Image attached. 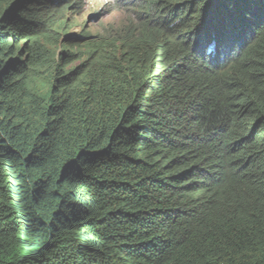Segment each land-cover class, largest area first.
<instances>
[{
    "label": "trees",
    "instance_id": "1",
    "mask_svg": "<svg viewBox=\"0 0 264 264\" xmlns=\"http://www.w3.org/2000/svg\"><path fill=\"white\" fill-rule=\"evenodd\" d=\"M123 3L0 4V264H264V0Z\"/></svg>",
    "mask_w": 264,
    "mask_h": 264
},
{
    "label": "rangeland",
    "instance_id": "2",
    "mask_svg": "<svg viewBox=\"0 0 264 264\" xmlns=\"http://www.w3.org/2000/svg\"><path fill=\"white\" fill-rule=\"evenodd\" d=\"M4 0H0V4L3 2ZM94 4L89 6L86 10H78L76 13H70V17L73 18V23L70 26V29L68 32L74 33L75 35L80 34V35H89L90 38L94 41L99 40L100 36H101V32L103 33L102 35L107 34L106 32L108 31V29H104L102 26V23H100L99 25L97 24V20L94 19V17L97 15V13H93L98 11V9H100L99 11H102L103 8H101V6H106L104 9H106L107 7L111 6L112 4H114V2H112L111 0H94L93 1ZM120 2H124L123 1H119ZM106 14L105 16L102 18V22H108L109 24H114L116 26H118L121 23H130V22H136L138 23L137 17H134L133 13L136 14V10H133L131 8H129L128 6H120L118 5V7H116V4L113 5V7L111 8H107L106 10ZM101 22V21H100ZM51 37L53 35H50ZM62 44L66 45L68 43H66V39H65V34L62 33L61 35V39H58V41H52L51 40V44H48V47L50 49H55V46L60 47ZM18 49L21 52H25V53H30L32 46L31 44L26 40V42L19 44L18 45ZM60 51L61 48L57 50V52H54V56H55V60L56 58H58L60 56ZM87 50H81L80 51V57L78 59V62L76 63V66L78 65H82L83 62H85V58H86V54H87ZM53 60V59H52ZM30 66L27 69V73H32L34 72V76L35 78L38 77H42L44 78L47 75V71L50 68L51 64L50 62H40V63H35L32 65H28Z\"/></svg>",
    "mask_w": 264,
    "mask_h": 264
},
{
    "label": "clouds",
    "instance_id": "3",
    "mask_svg": "<svg viewBox=\"0 0 264 264\" xmlns=\"http://www.w3.org/2000/svg\"><path fill=\"white\" fill-rule=\"evenodd\" d=\"M94 0H88V5H87V7L86 8H84V9H82V10H86L89 6H91V5H93L94 4V2H93ZM112 2H114V4H116V7H118V5H120V6H123L122 4H124L123 2H120L119 3V1H122V0H111ZM114 4H112L111 6H109V7H107V8H110V10H111V8L113 7V5ZM94 6H95V4H94ZM106 7V6H105ZM104 6H101V8H103V10L102 11H99L100 9H98V11H96V12H93V13H97V15L94 17V19H96L97 20V24L99 25L100 23H102V24H108L110 27H113V26H115L114 28H116V30L120 27V25L122 24H119L118 26H116V25H114V24H109L108 22H102V18L105 16V14H106V9H104L105 8ZM80 10V9H79ZM77 12V11H76ZM76 12H73V13H76ZM73 19V18H72ZM101 21V22H100ZM104 28V27H103ZM108 31H109V29H108ZM106 32L107 34H105V35H102L103 33L101 32V36L103 37V36H108V34H109V32ZM52 32H54V29H52V30H50L49 31V36L50 35H53L52 34ZM70 32H68L67 34H69ZM71 34H74V33H71ZM78 35V34H77ZM101 36H100V38H101ZM48 39V41H47V43L48 44H51V40L49 39V37L47 38ZM65 39H66V35H65ZM47 44V45H48ZM210 53V52H209Z\"/></svg>",
    "mask_w": 264,
    "mask_h": 264
},
{
    "label": "bare ground",
    "instance_id": "4",
    "mask_svg": "<svg viewBox=\"0 0 264 264\" xmlns=\"http://www.w3.org/2000/svg\"><path fill=\"white\" fill-rule=\"evenodd\" d=\"M5 10V9H4ZM8 12V11H7Z\"/></svg>",
    "mask_w": 264,
    "mask_h": 264
}]
</instances>
